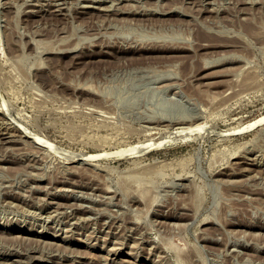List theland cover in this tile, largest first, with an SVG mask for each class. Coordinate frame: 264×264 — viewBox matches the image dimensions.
<instances>
[{
  "label": "rangeland",
  "instance_id": "374dc122",
  "mask_svg": "<svg viewBox=\"0 0 264 264\" xmlns=\"http://www.w3.org/2000/svg\"><path fill=\"white\" fill-rule=\"evenodd\" d=\"M59 1L0 0V264H264V0Z\"/></svg>",
  "mask_w": 264,
  "mask_h": 264
},
{
  "label": "bare ground",
  "instance_id": "6f19581e",
  "mask_svg": "<svg viewBox=\"0 0 264 264\" xmlns=\"http://www.w3.org/2000/svg\"><path fill=\"white\" fill-rule=\"evenodd\" d=\"M39 1V0H38ZM59 1V0H58ZM102 1V0H101ZM240 1V0H239ZM249 1V0H248ZM251 1V0H250ZM255 1V0H254ZM55 2V1H54ZM59 2H61V1H59ZM58 2V3H59ZM95 2V1H94ZM98 2V1H97ZM100 2V1H99ZM212 2H213V0H212ZM211 2V3H212ZM246 3H247V1H245ZM252 2V1H251ZM28 3V2H27ZM30 3V2H29ZM33 3H35V2H33ZM51 3V2H50ZM62 3V2H61ZM85 3H87V2H85ZM84 3V4H85ZM210 3V4H211ZM37 4V3H36ZM89 4V3H88ZM86 5V6H89V5ZM102 4V3H101ZM42 5V4H41ZM107 5V4H106ZM53 6V5H52ZM56 6V5H55ZM59 6V5H58ZM92 6V5H91ZM90 6V7H91ZM94 6V5H93ZM32 7V6H31ZM101 7V6H100ZM99 7V8H100ZM103 7H105V6H103ZM109 7V6H108ZM111 7H112V5H111ZM208 7V6H207ZM40 8V7H39ZM106 9H107V7H105ZM44 9V8H43ZM58 9V8H57ZM62 9V8H61ZM103 9V8H102ZM113 9V8H112ZM116 9H118V8H116ZM59 10H60V8H59ZM108 11L110 10L109 8L107 9ZM120 10V9H119ZM35 11V10H34ZM46 11V10H45ZM51 11V10H50ZM101 11V10H100ZM209 11V10H208ZM42 12V11H41ZM82 12V11H81ZM38 13V12H37ZM61 13V12H60ZM27 14V13H26ZM30 14V13H29ZM36 14V13H35ZM58 14V13H57ZM4 105H7L6 103L4 104ZM1 107V106H0ZM3 106H2V110H3ZM6 108V107H5ZM9 108H8V105H7V110H8ZM1 111V110H0ZM262 122H264V115H262V116H260V117H257V118H255V119H253V120H251L247 125H242V126H239V127H237L236 129H235V131H242V130H244L245 128H251V127H254V126H256V125H258V124H260V123H262ZM196 123V122H195ZM183 124V123H182ZM188 125H190V124H188ZM191 125H193V124H191ZM190 125V126H191ZM194 126V125H193ZM183 127V126H182ZM15 128V127H14ZM14 128L12 129V130H14ZM203 128V124H197L196 126H194V127H190V131H194V130H200V129H202ZM10 129H11V127H10ZM9 129V130H10ZM18 129V128H17ZM22 129V128H21ZM233 130V129H232ZM234 131V132H235ZM5 132V131H4ZM7 132V131H6ZM13 132V131H12ZM19 132V131H18ZM22 132V131H21ZM20 132V133H21ZM15 133H17V132H15ZM23 133V132H22ZM19 134V133H18ZM23 135V134H22ZM21 135V136H22ZM24 136V135H23ZM2 139H5L6 141H8V142H14V141H18L19 139H18V137H16V135L15 134H6L5 133V135H2V137H1ZM21 139H22V137H21ZM1 140V139H0ZM5 140H4V143H5ZM23 141V140H22ZM162 141L163 140H161V141H159V143H162ZM31 142H33V144L36 146V147H38L37 149L39 150V148H40V150L41 149H57V146H56V144L53 142V141H51L48 137H46V136H41V135H39V134H37V133H35L34 134V136H33V139L31 140ZM150 144L152 145V144H154V143H151V141H147L145 144H143L141 147H139L138 145H131V146H129V147H126V148H121L120 150H116V151H100V152H86V153H81V154H78V155H80L81 157L79 158V160L80 161H82V163H88V162H90L91 160H94V159H97V158H101V157H104V156H107V155H109L110 153H113V152H116V153H120V154H123V153H138L139 151H142L143 149H145V148H147V147H149L150 146ZM45 151V150H44ZM61 153H63V152H61ZM65 156H66V154L65 153H63ZM72 157H75V156H71V158ZM70 158V157H69ZM42 160V159H41ZM40 162V161H39ZM38 162V163H39ZM247 162V161H246ZM37 163V164H38ZM59 207V206H58ZM177 217V216H176ZM29 229H31V228H29ZM38 230V229H37ZM2 231V230H1ZM31 231V230H30ZM5 232V231H4ZM45 233V232H44ZM47 233V232H46ZM47 235V234H46ZM53 235V234H52ZM17 236V235H16ZM20 236V235H19ZM26 238H28V237H26ZM37 238H41V237H37ZM44 238V237H43ZM42 240V239H41ZM1 241V240H0ZM47 241V240H46ZM2 242H4V241H2ZM45 242V241H44ZM109 242H111V241H109ZM11 243V242H10ZM5 244V243H4ZM9 245V244H8ZM15 245V244H14ZM116 245V244H115ZM17 246V245H16ZM93 246V245H92ZM31 247V246H30ZM33 247V246H32ZM113 247H114V245H113ZM6 248V247H5ZM7 248H9L8 246H7ZM37 248V247H36ZM35 248V249H36ZM118 248V247H117ZM19 249V248H18ZM18 249L16 250V251H18ZM21 250V249H20ZM29 250V249H28ZM27 250V251H28ZM113 250V249H112ZM4 252V251H3ZM9 252H11V251H9ZM19 252H21V251H19ZM25 251H23V253H24ZM114 252V251H113ZM116 252V251H115ZM12 253H14V250H13V252ZM32 253V252H31ZM130 253V252H129ZM18 254V253H17ZM107 254H109V253H107ZM114 254H116V253H114ZM21 255V254H20ZM110 255V254H109ZM1 256V255H0ZM22 256V255H21ZM33 256V255H32ZM37 256V255H36ZM45 256V255H44ZM103 257H104V255H102ZM4 257V256H3ZM25 257V256H24ZM28 258V257H27ZM35 258V257H34ZM49 258V257H48ZM51 258V257H50ZM106 258V257H105ZM108 258V257H107ZM21 259V258H20ZM20 259H18V261L20 260ZM25 259V258H24ZM37 259V258H36ZM39 259V258H38ZM113 259V258H112ZM1 260H3V259H1ZM5 260V259H4ZM7 260V259H6ZM25 260H27V259H25ZM29 260H30V258H29ZM28 260V261H29ZM51 260V259H50ZM105 260H107V259H105ZM127 261H128V259H126ZM53 261V260H52ZM80 261V260H79ZM114 261V260H113ZM117 261V260H116ZM130 261V260H129ZM2 262V261H1ZM12 262V261H11ZM20 262V261H19ZM18 262V263H19ZM51 262V261H50ZM54 262V261H53ZM77 262V261H76ZM126 262V261H125ZM23 263V262H22ZM35 263H37V262H35ZM107 263H108V261H107ZM120 263V262H119ZM130 263V262H129ZM17 264V263H16ZM26 264H27V262H26ZM51 264V263H50ZM66 264V263H65ZM114 264H115V262H114ZM127 264V263H126Z\"/></svg>",
  "mask_w": 264,
  "mask_h": 264
}]
</instances>
